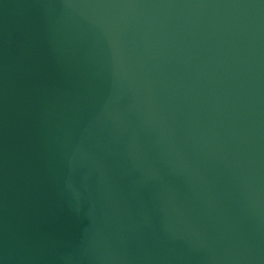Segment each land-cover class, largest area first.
<instances>
[{"label":"water","instance_id":"obj_1","mask_svg":"<svg viewBox=\"0 0 264 264\" xmlns=\"http://www.w3.org/2000/svg\"><path fill=\"white\" fill-rule=\"evenodd\" d=\"M0 264H264V0H0Z\"/></svg>","mask_w":264,"mask_h":264}]
</instances>
